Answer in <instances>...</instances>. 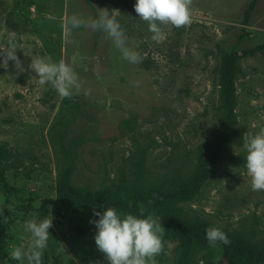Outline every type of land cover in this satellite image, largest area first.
Masks as SVG:
<instances>
[{"label":"rangeland","instance_id":"rangeland-1","mask_svg":"<svg viewBox=\"0 0 264 264\" xmlns=\"http://www.w3.org/2000/svg\"><path fill=\"white\" fill-rule=\"evenodd\" d=\"M251 1L192 0L191 23L161 25L164 38L155 42L134 10L136 0H0V41L17 33L24 68L18 72L12 61L0 67V172L9 190L0 185V264H20L9 258V245L27 240L26 220L51 217L43 264H109L95 244L94 211L106 209L63 213L57 190L64 177L75 190L94 193L144 191L193 176L201 150L226 121L219 74L232 51L241 57L230 157L214 164L200 191L178 206L264 244V191L251 189L242 147L245 132L264 128V0L245 23ZM97 8L119 11L139 63L125 60L103 32L80 27L68 34V17H95ZM33 56L65 60L81 91L62 98L51 84L41 85L28 68ZM162 227L157 264H253L230 261L217 243L183 252Z\"/></svg>","mask_w":264,"mask_h":264},{"label":"clouds","instance_id":"clouds-1","mask_svg":"<svg viewBox=\"0 0 264 264\" xmlns=\"http://www.w3.org/2000/svg\"><path fill=\"white\" fill-rule=\"evenodd\" d=\"M192 0H136L134 10L139 19L145 21L152 33L151 39L160 42L164 38L161 25H172L176 28L186 27L191 23ZM95 17L83 18L73 14L67 18L64 26L68 34L72 29L86 27L93 31L105 33L113 41L116 49L129 63L136 64L141 60L140 54L127 46V38L117 16L118 10L97 8ZM22 49L17 33L8 31L5 40L0 41V67L8 68L9 61L14 62L18 72L24 68L17 56ZM28 68L36 74L41 85L51 84L62 98H70L73 91H81L82 83L78 74L65 60L53 62L50 57H31ZM242 147L246 153V169L253 191H264V128L258 132H245ZM3 208H0V215ZM99 219L94 221L97 232L95 244L104 254L109 264H157L156 257L163 252V235L165 229L161 220L152 215L144 216L143 208L140 216L118 212L113 207L95 212ZM7 219V218H6ZM52 217L37 220H26L23 229L29 234L27 240L9 245V258L20 264H43V256L48 247L49 229ZM6 222V221H5ZM206 239L211 245L217 241L229 245L227 235L217 227L206 229Z\"/></svg>","mask_w":264,"mask_h":264},{"label":"trees","instance_id":"trees-1","mask_svg":"<svg viewBox=\"0 0 264 264\" xmlns=\"http://www.w3.org/2000/svg\"><path fill=\"white\" fill-rule=\"evenodd\" d=\"M258 0H252L249 4L244 22L247 23L253 13ZM240 54L232 51L225 54L220 66L219 85L223 110L226 113L224 126L218 133L212 136L198 157L196 172L191 177L176 178L170 182H164L146 190H112L100 189L90 193L83 189L75 190L69 177L65 176L57 193V200L61 205V211L66 214H77L83 209L113 207L118 211H125L140 216L143 208L144 216L152 215L160 219L164 227L173 232L178 238L183 252H188L193 246L203 245L207 241L206 229L214 227L198 217L191 216L178 206V202L195 196L208 178L210 168L221 160L228 159V144L236 134V73ZM0 185L8 193V188L1 178ZM218 228V227H217ZM222 230V229H221ZM231 241L229 245L222 246L230 261L243 257L253 264L264 262V244H252L241 234L222 230Z\"/></svg>","mask_w":264,"mask_h":264}]
</instances>
